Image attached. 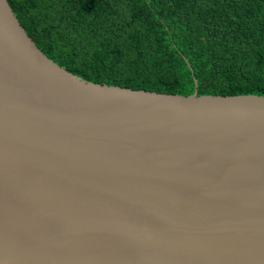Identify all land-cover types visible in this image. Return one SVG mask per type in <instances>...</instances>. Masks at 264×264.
<instances>
[{
  "label": "water",
  "instance_id": "95a60500",
  "mask_svg": "<svg viewBox=\"0 0 264 264\" xmlns=\"http://www.w3.org/2000/svg\"><path fill=\"white\" fill-rule=\"evenodd\" d=\"M0 264H264V95L86 80L0 0Z\"/></svg>",
  "mask_w": 264,
  "mask_h": 264
},
{
  "label": "trees",
  "instance_id": "16d2710c",
  "mask_svg": "<svg viewBox=\"0 0 264 264\" xmlns=\"http://www.w3.org/2000/svg\"><path fill=\"white\" fill-rule=\"evenodd\" d=\"M82 78L188 95H264V0H8Z\"/></svg>",
  "mask_w": 264,
  "mask_h": 264
}]
</instances>
